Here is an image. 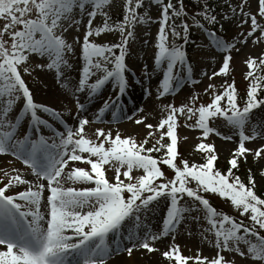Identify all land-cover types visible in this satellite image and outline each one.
I'll return each instance as SVG.
<instances>
[{"label": "snow or ice", "instance_id": "6c2138e0", "mask_svg": "<svg viewBox=\"0 0 264 264\" xmlns=\"http://www.w3.org/2000/svg\"><path fill=\"white\" fill-rule=\"evenodd\" d=\"M109 2L0 0V20L4 21L0 26V155L10 154L29 168L35 177L34 181H29L15 168L11 170L15 175L9 176L5 172L7 182L0 187V264H105L113 253L123 251L131 255L134 249L140 248L151 253L157 250L152 242L169 233L173 234L174 240L177 226L183 220L190 218L199 221V215L190 216L193 211H203L207 227L202 229L201 236L208 239L207 233L214 237L208 242L215 248V254L212 258L203 257L198 250L196 257H185L180 254L179 246L173 243L162 252L170 264L172 261L187 264L189 259H194L195 264H235L234 260L226 259L221 254L226 251H235L241 257L247 256L264 264V236L259 231L264 230V198L254 191L251 170L247 184L233 171L238 168L239 158L246 159L249 152H253L254 159L264 154V145L254 150L245 147L246 141L257 136L264 138V124H253L251 135H246L244 131L251 120L252 111L264 105V98L257 95L258 88L264 86L261 85L264 75L256 74L258 68L264 67V52L257 57L249 55L244 61L248 68L245 73L248 84L243 107L238 103L234 81L222 84V91L219 92L215 85L209 83L204 89L211 96L207 104L201 103L199 107L168 104L163 109L167 114L156 125L145 123L147 116L139 115L135 123H143L145 128L150 129L139 143L132 136L121 137L119 132L115 136L110 131L106 134L102 128L94 130L97 138L102 137L96 143L86 138L85 126L90 120L83 115L87 108L77 94L86 93V99L91 101L109 82L117 89L115 98L104 100L94 113L92 122L95 123L102 122L106 111L119 107L120 98L134 86L126 76L127 46L135 35V26L138 23L144 25L151 19L146 18V13L138 12L143 0H134V3L133 0H125L122 20L109 23L108 14L102 11ZM200 2L202 8L197 15L209 25L217 23V16L212 14L213 9L207 0ZM151 3L160 5L153 69L162 73L157 89L159 98L170 93L174 84L178 86L181 79L192 83L199 81L192 80V69L184 50L190 39V25L183 19L186 15L183 0H176V4L172 0H151ZM255 3V12L245 11L249 0H240L239 5L229 4L233 17L245 18L239 20V26L250 24L247 32L242 31L232 42L217 36L213 30L205 29L210 43L225 53L222 64L211 73L209 80L228 74L232 59L230 53L237 44H244L249 39L253 44L264 41V0H255ZM77 10L81 16L87 17V23L84 24L82 42L79 36L75 37L80 44L81 61L78 82L72 85L78 123L70 127L63 121L60 112L34 101L22 77L23 74H31L34 68L54 70L57 81L63 80V86L68 87L69 81L63 69L72 67L68 56L74 54V46L64 38L63 32L73 25L79 29L82 21L76 18ZM98 13L103 16V21L93 26ZM192 23L204 27L195 16ZM106 32H119V41L98 43L93 39ZM177 38L183 43H176ZM33 55L42 60L46 58L47 62L36 63L33 68L28 64ZM181 72L185 74L183 77L180 76ZM97 73V78L89 82V78ZM144 79H150L147 65H144ZM133 80L140 83L135 80L134 74ZM143 91L147 95L149 89L145 87ZM21 99L22 106L13 115L12 110ZM189 99L194 102L196 97ZM38 112L61 123L64 131L52 128ZM140 112L142 109L138 108L133 116L126 118L132 119ZM177 113L185 115L186 120H192L195 116V123L186 126L200 129L203 138L214 132L221 135L210 126V120L216 117L224 118L228 125L239 130L238 145L227 161L229 167L226 171L215 167L218 155L214 145L204 142V139L195 145V149L203 153V163L177 160ZM112 115L115 118L116 112L113 111ZM25 116L28 117L29 126L35 130V138L31 132H25L22 136L18 134L19 122ZM40 126L51 129L52 137H45ZM154 132L159 133V138L154 140L151 147H146L148 139L154 138ZM165 136L167 143L163 142ZM162 150L163 155H152ZM77 161L86 162L90 168L69 163ZM160 165H166L174 175L166 177ZM112 170L114 182L106 178V173ZM133 170L142 172L133 177ZM261 175H264V169ZM42 181H46V184ZM66 183L73 186H65ZM20 185L27 187L8 194L13 186ZM204 192L230 200L241 217L247 214L249 223L237 221L218 211L201 195ZM185 196L191 200V204L181 203ZM160 200L166 203L162 225L157 233L142 224V218ZM241 245L245 246L246 251L242 250Z\"/></svg>", "mask_w": 264, "mask_h": 264}, {"label": "rangeland", "instance_id": "374dc122", "mask_svg": "<svg viewBox=\"0 0 264 264\" xmlns=\"http://www.w3.org/2000/svg\"><path fill=\"white\" fill-rule=\"evenodd\" d=\"M173 1V0H172ZM167 2V0H165ZM124 3L125 0H110L109 4L105 6L102 10L108 14L109 23L113 22V17L116 16L120 11L124 12ZM134 3V0H133ZM229 4L239 5L240 0H218L215 2L214 9L216 10L215 14L217 16L218 27L225 32L224 40L232 42L234 37H237L242 31L247 32L250 24L245 23L242 27L239 26V20L245 19L244 17H233L232 12L229 8ZM250 4V7H249ZM249 4L245 5V11H256L255 0H249ZM190 13L193 11L187 7ZM88 10H91L90 8ZM239 11V9H237ZM141 14L146 13V18H151L148 23L141 25L137 24L134 28L135 35L129 41L127 46L128 53L126 55V64L128 67V72L126 76L128 77L129 83L134 85L130 87L127 92L120 98V105L117 108H113L109 111H106L103 114V120L100 123H95L93 121L94 113L96 110L102 106L103 101L106 99L115 98L117 89L113 87L111 82L105 84V86L97 93L91 101H86L84 97L85 94H77L81 102L85 103L87 111L83 115L87 116L90 120V123L85 126V135L89 140L99 143V140L102 137L97 138L95 135L96 128H102L107 134L109 131L113 136L117 132L121 134V137L132 136L139 143L144 140L147 136V132L150 129L144 127V124H136L135 119L139 115H146L147 119L145 123L156 125L159 119L162 116H165L167 113L164 111V106L172 104L175 107L181 105H189L193 107H199L201 103L207 104L210 102L211 96L204 92V89L209 83H212L216 87V91H222L221 85L225 82L232 83L234 81L235 88L238 93V103L241 102L243 94L241 90H246L248 82L245 80V73L248 71L247 65L244 61L249 55L253 57L259 56L264 52V41L253 44L252 40L249 39L244 44H237L236 48L231 50V61L230 68L227 75H218L212 77L209 80V76L215 70H218L222 64L224 52L216 51L213 48L210 41L206 39L202 29L197 26H194L191 23H188L190 27L194 26L196 36L198 37V45L195 49V55L192 56V70L193 76L192 80L199 81L198 83H192L185 79H181L179 83H182L180 87L174 89L173 94H166L163 97L157 98V89L159 81L162 78V73L159 70L153 71L154 69V54L156 51L155 48V38L158 31V18L160 15V5L151 3V0H143L142 7H140ZM227 16V18H224ZM81 19V25L77 30V26L73 25L68 28L67 31L63 32L64 38L72 43L74 46V54L68 56V61L72 65L71 68L63 69L65 76H67L69 85L65 88L64 81H57L55 71H49L47 69H35L34 65L36 63H46L47 60L39 59L35 55L31 56L28 64L33 67L34 70L31 74H23V79L25 80L27 86L29 87L33 99L36 103L45 104L55 109L57 112H62L66 110V114H63L62 118L65 123L74 127L78 121L75 119L77 115L76 109V99L72 96V85L78 82L79 79V69L81 67L80 61V44L75 40V37H83L84 24L87 23V17L81 16L77 10V17ZM259 19V18H258ZM103 21V16L99 13L93 21V26L100 25ZM4 23L3 20H0V26ZM222 25V27H221ZM119 32H106L99 37L94 36L93 39L98 43L108 42L115 43L119 41ZM169 41H172V37L169 33ZM238 49V50H237ZM144 65L148 66V75L150 79H144ZM264 67L258 68L257 71L263 72ZM133 74L135 75V80H139L140 83H135L133 80ZM99 73L96 76L90 77L89 82L94 81ZM185 74L181 72V77ZM262 85V84H261ZM147 87L149 89L148 94L146 95L143 89ZM195 96V101H190V97ZM127 98L132 99L133 106L129 107V102ZM138 100V103H134V100ZM223 102V101H222ZM221 102V103H222ZM22 99L17 101L14 106L12 113L13 115L17 113L22 106ZM142 109V112L137 113L132 119H127L126 117L133 116V113L136 109ZM70 111V112H69ZM116 112V117L114 118L112 112ZM43 119L47 120L52 128L63 132L64 127L61 126L55 119L51 118L47 114L38 112ZM177 115V142L180 147V157L177 158L187 160L189 163H203V153H200L195 149V145L204 139L206 143H212L214 145L215 151L218 155L217 162L222 165H227V161L232 155L233 150L237 147L239 141V130L233 129L228 125L227 121L222 118L216 117L213 119L210 124L211 127H214L221 135H217L215 132L210 133L207 138L201 136V130L196 128L187 127V124L195 123V116L192 120H186L185 115L179 113ZM264 124V105L258 107L256 111L251 115V120L248 126L244 129L246 135H251V128L253 124ZM29 122L28 117L25 116L19 122L18 134L23 135L25 132H28ZM40 131L45 137H52L53 133L51 129L44 126H40ZM33 138H35V132H31ZM231 136V139H225L223 137ZM159 138V133L154 132V138H149L146 147H151L155 139ZM163 142L167 143L168 138L165 136ZM51 143V140H49ZM264 145V138L257 136L254 139L245 142V147L248 149H256ZM107 147V143L105 142ZM70 164H75L80 167H85L89 169L90 166L86 162L77 161L69 162ZM20 167V170H25L22 173L25 179L29 181H34L35 177L31 173V170L27 168L21 161L16 160L10 154L0 155V187L7 182V177L5 172L9 176L15 175L11 170L13 168ZM105 167H108L107 165ZM264 169V154L260 157L254 159L253 152H249L246 155V159L241 157L239 158L238 173L241 180L249 174L251 170V175L254 179L255 188L254 191L258 196L264 198V175H261V170ZM19 170V171H20ZM142 170H133V177L141 174ZM166 177L171 178L173 174L171 172H164ZM114 170L108 171L106 173V178L110 182H114ZM123 178V177H122ZM46 184V181H42ZM65 186H73L70 184H65ZM83 185H75V187H81ZM191 186L195 187L194 184ZM27 187L26 185L13 186L8 194H12L16 191L24 190ZM209 194V195H208ZM45 198L47 192L44 193ZM201 195L206 196L210 199V203L214 205V208L218 210H223L227 214L234 215L236 217L248 220L247 214L243 217L240 216L239 211H237L232 205L230 200L227 198H221L218 194L211 192H204ZM165 201L160 200L159 204L152 206L146 216L142 218V224L151 228L153 232H159L162 225V218L165 211ZM182 204H191V200L183 197L181 200ZM43 204V201H42ZM198 204V202H197ZM44 211V208L41 209ZM189 214H186L188 216ZM199 215L201 219L199 221L186 218L182 221L181 224L177 226V230L174 234L175 238L173 240V234L169 233L167 236L161 237L153 243V247L156 248V251L148 252L146 249H134L131 255H128L127 252H119L111 254L105 261V264L113 263L114 260L122 261V264H170L162 256V252L166 251L168 246L171 244H176L179 246V251L182 256L194 258L197 255V251L203 257L212 258L215 254V248L209 244L208 240H214V237L210 234L205 233L208 236V239H203L201 236L202 229L207 227L206 221L203 220V211L200 212H191L190 216L194 217ZM199 225V227H198ZM46 227V225H45ZM243 251H246L244 245H241ZM222 255L226 259L234 260L235 264H260L259 261L241 257L235 251H226L222 252ZM171 264H175V261H172ZM187 264H195L194 259H189Z\"/></svg>", "mask_w": 264, "mask_h": 264}, {"label": "trees", "instance_id": "16d2710c", "mask_svg": "<svg viewBox=\"0 0 264 264\" xmlns=\"http://www.w3.org/2000/svg\"><path fill=\"white\" fill-rule=\"evenodd\" d=\"M216 1H218V0H207V3L209 5V7L211 9H213V11H212V14L213 15L216 12V10L213 8ZM174 4H176V0H174ZM177 6H179V5H177ZM183 6H184V9H185V13H186V15L183 16V19L185 20V22L193 24L192 23V17L195 16L196 19L200 20V23L204 26L203 27L204 29L213 30V31H215V33H216L217 36H219V37H221V38L224 39L225 32L223 30H221L218 27L217 24L209 25L205 20H203L200 16L197 15L198 11L202 8V4H201L200 0H183ZM188 6L193 11V13H190V11L187 9ZM123 15H124L123 11L120 12L117 16L114 17L113 23H115L116 21L122 20ZM176 23L178 24L179 23V20H177ZM193 27L194 26H192V27L189 28V37H190V39H189V42L185 45V49H184L185 52H186V60H187V63L188 64H191V58H190V56L192 55V53H194L195 47L199 43L198 42V37L196 36L195 30L193 29ZM169 43H171V42H169ZM176 43H183V41L181 39L177 38ZM116 51H118V49ZM256 74L264 75V71L263 72L262 71H256ZM246 82H248V81H246ZM261 84L264 85V81H261ZM241 92H242V94H243L242 96L244 98L246 96V90H241ZM257 95H258V98H264V86L258 88ZM237 98H240V97H237ZM243 98L241 99V102H239V104H240L241 107H243V102H244ZM260 106H262V105H260ZM256 109H254L252 111L251 115L254 113V111ZM180 150H181L180 147L177 145V151H178L179 155H180ZM152 155L157 156V157L158 156H161V155H163V150L160 153H155L154 152V153H152ZM214 165H215V167L217 169L221 170L222 172L226 171L227 168L229 167V165L228 166L227 165L225 166V165L219 164L217 161L214 162ZM160 166H161V168L163 170H171L166 165H160ZM233 171L235 172V174L237 176L239 175L237 169H234ZM248 175L249 174H247V176L244 178V180H242L245 184H247ZM205 198L208 199L209 202H210V199L209 198H207L206 196H205ZM212 206L214 207V205H212ZM218 211L223 212V213H226V212H224L221 209L218 210ZM228 215H230V214H228ZM230 216L234 217L237 221H244L245 223H249L248 220H244V219L239 218V217H236L234 215H230ZM259 231H260V235L264 236V230H259Z\"/></svg>", "mask_w": 264, "mask_h": 264}, {"label": "bare ground", "instance_id": "6f19581e", "mask_svg": "<svg viewBox=\"0 0 264 264\" xmlns=\"http://www.w3.org/2000/svg\"><path fill=\"white\" fill-rule=\"evenodd\" d=\"M85 95H86V93H85ZM85 98V100L86 101H88L87 99H86V97H84ZM134 103H138V100H134L133 101ZM131 106H133V103H132V99H130V102H129V107H131ZM66 110H64L63 112H62V116H63V114H66ZM70 112V111H69ZM61 113V112H60ZM85 114H87V113H85ZM62 119H64V118H62ZM64 121V120H63ZM58 122V121H57ZM65 122V121H64ZM59 123V122H58ZM60 125H61V123H59ZM62 126V125H61ZM17 168V170H20V167H16ZM20 172L21 173H24L25 172V170H20ZM110 264H122V261H120V260H114L113 261V263H110Z\"/></svg>", "mask_w": 264, "mask_h": 264}]
</instances>
